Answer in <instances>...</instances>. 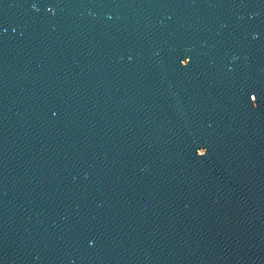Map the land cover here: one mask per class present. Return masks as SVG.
Returning a JSON list of instances; mask_svg holds the SVG:
<instances>
[{
    "label": "water",
    "instance_id": "1",
    "mask_svg": "<svg viewBox=\"0 0 264 264\" xmlns=\"http://www.w3.org/2000/svg\"><path fill=\"white\" fill-rule=\"evenodd\" d=\"M0 264H264V0H0Z\"/></svg>",
    "mask_w": 264,
    "mask_h": 264
}]
</instances>
